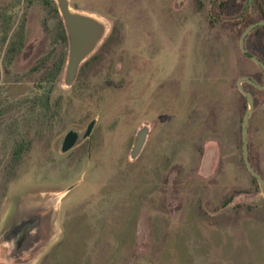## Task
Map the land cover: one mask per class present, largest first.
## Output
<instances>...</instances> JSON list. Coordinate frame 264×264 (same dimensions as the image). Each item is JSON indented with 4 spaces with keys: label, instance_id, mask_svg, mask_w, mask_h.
<instances>
[{
    "label": "rangeland",
    "instance_id": "1",
    "mask_svg": "<svg viewBox=\"0 0 264 264\" xmlns=\"http://www.w3.org/2000/svg\"><path fill=\"white\" fill-rule=\"evenodd\" d=\"M69 2L108 23L70 88L65 66L55 76L68 48L44 0H0V264H264V198L243 160L248 104L236 85L264 86L239 48L264 0ZM245 50L264 65V29ZM242 86L264 179V90ZM92 121L62 153L65 135ZM34 211L40 238L11 257L6 242Z\"/></svg>",
    "mask_w": 264,
    "mask_h": 264
},
{
    "label": "water",
    "instance_id": "2",
    "mask_svg": "<svg viewBox=\"0 0 264 264\" xmlns=\"http://www.w3.org/2000/svg\"><path fill=\"white\" fill-rule=\"evenodd\" d=\"M63 21L68 37V57L64 71V85L68 88L74 83L78 71L83 62L96 50L100 42L106 35L108 23L95 15L80 13L70 7L69 0H54ZM264 26V21L252 24L242 34L239 42V48L244 57L254 62L264 74V65L255 57L250 56L245 50L246 37L256 28ZM248 83L253 87L264 90V86H258L252 83L248 78H240L236 85L241 95L246 99L248 112L242 125V153L246 169L250 175L257 181L264 198V179L254 170L249 158L248 130L250 119L254 111V100L252 96L243 88L242 84ZM95 121L88 124L84 131L71 130L61 141V152L66 153L76 147L81 141L90 137ZM149 128L143 126L136 134V140L132 147L130 158L135 160L141 154L148 137ZM21 225L15 235L10 240H6L9 249V255L15 257L16 253L25 252L32 243L30 240L36 238L39 240L41 231V219L39 215L31 213L27 218L21 219ZM21 253V254H22Z\"/></svg>",
    "mask_w": 264,
    "mask_h": 264
},
{
    "label": "trees",
    "instance_id": "3",
    "mask_svg": "<svg viewBox=\"0 0 264 264\" xmlns=\"http://www.w3.org/2000/svg\"><path fill=\"white\" fill-rule=\"evenodd\" d=\"M44 2H45V5L48 6V8L50 9V14L52 15V17L58 20V25H59V30H60L59 31L60 32L59 33L60 40L63 43L64 47L68 48L69 42H68L67 33H66V30H65L63 21H62L60 15H59L57 6L55 5V3L52 0H44ZM251 25H249V26H251ZM249 26H247V28ZM260 29H264V26L256 28L255 31H258ZM245 41H246V39H245ZM66 59H67V53H64L61 56V58L59 60V63L57 65V67H56V70H55V76L56 77H59V75L63 72L64 66H65V63H66ZM52 91H53V89L49 88L41 97H39V102H40L41 106L45 110H49L50 109V97H51ZM244 105H245V110H247V101H246V99H245ZM23 151H24V146L22 144H20L16 148V150L14 151V154H13V157H12V160L14 161V163H17L21 159ZM253 180L256 181L254 178H253Z\"/></svg>",
    "mask_w": 264,
    "mask_h": 264
},
{
    "label": "crops",
    "instance_id": "4",
    "mask_svg": "<svg viewBox=\"0 0 264 264\" xmlns=\"http://www.w3.org/2000/svg\"><path fill=\"white\" fill-rule=\"evenodd\" d=\"M254 243L257 245V243H258L257 237L254 239Z\"/></svg>",
    "mask_w": 264,
    "mask_h": 264
},
{
    "label": "flooded vegetation",
    "instance_id": "5",
    "mask_svg": "<svg viewBox=\"0 0 264 264\" xmlns=\"http://www.w3.org/2000/svg\"><path fill=\"white\" fill-rule=\"evenodd\" d=\"M6 240H8V239H6ZM20 253H21V252L18 251V252L16 253V255H15L14 258H16V256H18V254H20Z\"/></svg>",
    "mask_w": 264,
    "mask_h": 264
}]
</instances>
